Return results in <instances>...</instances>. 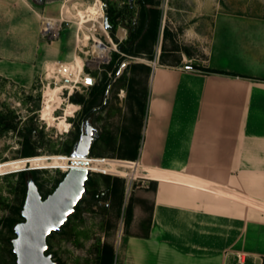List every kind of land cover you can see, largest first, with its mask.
I'll return each instance as SVG.
<instances>
[{
  "label": "rangeland",
  "instance_id": "1",
  "mask_svg": "<svg viewBox=\"0 0 264 264\" xmlns=\"http://www.w3.org/2000/svg\"><path fill=\"white\" fill-rule=\"evenodd\" d=\"M94 1L71 0L65 3L66 6L64 4V11L68 8L73 14V3H80V7L87 9ZM99 1L104 16L107 15L108 9L113 11L115 16L119 13L115 36L120 42L126 40L129 36V27L140 24L139 1ZM159 8L162 13L161 29L159 39L152 47L155 54L153 59H149L146 50L143 49L142 55L129 56L124 60L119 58L113 64V53L120 51L111 31L105 27L108 33L97 31L96 37L105 43L108 50L105 58L96 65L93 62L96 58L92 53L95 40L91 32L88 30L83 32L82 29L78 31V24L72 20L63 24V29L73 24L74 31L80 32L78 43L79 39L84 37L83 44L79 43L81 47L76 46L78 54L76 64L79 69L92 77L95 83L106 86L105 93L99 97L94 106L101 108L87 119L97 128L99 136L112 132L114 139L108 141L101 138L97 141L94 153L91 154L92 172L89 177L95 184H87L86 195L78 204L75 213L70 216L60 232H55L48 238L49 253L54 254L59 264H98L101 248L106 242L112 244L116 251L120 237L125 235V209L129 203L130 193L134 194V197L127 230L131 233L146 234L152 226L149 219L156 192L149 188L143 189L142 186L145 181L155 180L135 174L140 152L138 158L132 160L135 162L122 158L121 155L127 151L124 140L126 130L141 133L140 149L142 147L144 130L149 119V102L153 95L152 74L155 68L163 65L160 54L164 48L166 52L163 53L162 59L168 63L164 65H169L171 68V64L180 61L182 54L185 53L194 59L192 58L190 63L181 65L183 70L199 73L204 72L201 68L213 70L215 56H227L229 62L234 64V55L238 52L237 45H264V0H160ZM164 27L169 30L166 36L163 33ZM122 29L126 31L124 37L120 35ZM206 58L212 59V62H205ZM253 60L255 61V58L250 65H253ZM124 62L147 63L151 66L150 74L142 68L133 70L127 67L128 64L122 68ZM261 63L258 66L263 68L264 63ZM111 64H113L112 68ZM239 65L241 68L248 66L241 63ZM205 73L211 72L205 71ZM121 76L126 80L135 77L138 80L135 84L136 88L145 91L142 95L147 100L145 115L132 114L130 110L132 98L127 83L118 82ZM83 77L86 76L82 75L81 79ZM86 82L87 80H80L71 74L63 75L60 67L48 70L46 75H43L42 79H39L28 91L0 78V264L16 263L12 240L16 237L15 225L24 220L22 209L28 181L35 180L45 198L55 190L64 177V172L69 170V154L80 138L83 120L90 111L87 110L89 108L87 101L85 104H77L70 97L78 92L89 100L91 85H86ZM107 92L108 98L105 99ZM245 110H251V107H246ZM252 116V113H244L245 120ZM141 120L142 128H138ZM7 123L11 124L10 128L6 127ZM26 137L31 138V148L33 147L38 154L36 158L38 169L47 170H39L36 173L26 171L23 178L22 173L13 172L19 171V158L24 157L23 142ZM194 157L196 158L193 156V159ZM190 158L188 155L178 154L153 155L149 165L165 169L184 168L189 166L187 164ZM245 160L246 167L255 166L252 155H246ZM26 163L23 164V169L27 166ZM31 166H35L34 162ZM171 171L174 173L171 176L177 179H181L177 175L180 174L197 180L227 183L231 190L264 203V170ZM102 174L125 179L126 188L122 206L118 198L108 191L114 182L111 180L108 182ZM156 182L160 183L157 180ZM170 183H167L168 186H187L178 182ZM188 188L196 190L199 197H203V204L212 201L214 208H223L227 204L225 210L228 212L224 213L228 214V218L224 216L223 221L227 222L228 229L236 231L237 214L239 213V217L242 214L245 253L249 255L234 252L230 253L229 260L233 264H242L244 261L254 264L255 257L250 252L264 245V209L230 197L216 195L203 188L192 186ZM216 257L214 256V261H217Z\"/></svg>",
  "mask_w": 264,
  "mask_h": 264
},
{
  "label": "crops",
  "instance_id": "2",
  "mask_svg": "<svg viewBox=\"0 0 264 264\" xmlns=\"http://www.w3.org/2000/svg\"><path fill=\"white\" fill-rule=\"evenodd\" d=\"M69 1L0 0V78L28 91L46 75L51 64L76 63L79 32L74 31L73 24L64 28L56 40L44 38L40 32V20L59 17L62 8L64 14ZM236 47L234 64L227 56L214 57L212 69L218 72L184 71L181 65L193 58L185 53L171 68L164 65L168 64L165 61L155 68L149 119L135 170L136 175L160 182L155 193L152 226L148 237L136 233L121 236L114 264H233L230 253H245L242 214L240 217L237 214L236 231L228 229L223 221L224 216L228 218L227 204L223 208H214L212 201L203 204V197L188 186L257 208L264 209V203L231 190L227 183L180 174L177 175L181 179L171 176L174 174L171 170L181 169L264 170V66H258L264 63V45ZM165 52L166 49L161 54ZM253 58L255 61L250 65ZM204 61L212 62V59ZM240 63L248 66L241 68ZM229 71L238 75L219 73ZM246 107L251 110L246 111ZM246 112L252 113V118L245 120ZM168 154L190 156L189 166L165 169L149 165L153 155ZM246 155L253 156L255 166H245ZM170 182L187 186H168ZM148 183L145 181L143 187L147 188ZM250 254L255 257L254 264H262L264 245Z\"/></svg>",
  "mask_w": 264,
  "mask_h": 264
},
{
  "label": "trees",
  "instance_id": "3",
  "mask_svg": "<svg viewBox=\"0 0 264 264\" xmlns=\"http://www.w3.org/2000/svg\"><path fill=\"white\" fill-rule=\"evenodd\" d=\"M140 5H141V15H140V24L138 25H131L129 27V36L126 40L124 41H118V39L115 36V30L118 25V20L117 17L119 16V13H116V16L113 15V11L110 9L107 10V15L109 18L110 24L113 26V29L111 30L112 37L116 40L119 48V52H114L113 53V64L116 62L117 59L120 58V60H124L129 56H140L142 55V50H146L147 56L149 59H153L155 57L154 50L152 47L157 43L159 39V32L161 29V18H162V13H161V8H159L160 5V0H138ZM169 33V30H167V27L164 28V35L166 36ZM165 51V48H164ZM123 55V56H122ZM163 53L161 54V60L162 59ZM163 63V62H162ZM111 64V68L112 65ZM127 67L132 68L133 70H137L139 68H142L146 70L147 74H150L151 71V66L147 63H142V62H134L128 64ZM202 71L206 72H218L215 70L211 69H205L201 68ZM227 75H232L236 76L238 74L233 73V72H219ZM243 76V75H239ZM126 82L127 87L130 93V96L132 98L131 104H130V110L134 116H137V114L145 115L147 111V100L145 97L142 95L145 93V91H140L138 88H136L135 84L138 82V80L135 77H132L130 79H127L124 76H121L118 82ZM106 90V86L102 85L101 83H95L94 85L91 86L90 88V97L89 100H87L86 96L83 94H79L76 92L71 98L73 102H76L77 104H85V102H88L89 108L87 110H92L93 107L95 106L96 102L98 101L99 97H101ZM5 120V119H4ZM139 127L142 128V120L138 123ZM6 127L10 128L11 124L7 123ZM108 137L106 138V136ZM105 139L108 141H113L114 139V134L112 132H107V134L102 135L100 134L99 138L96 139L92 146L91 154L94 153L93 150L95 149V145L98 140L100 139ZM124 140L126 141V146H127V151L124 152L121 157L125 159H130L129 161L135 162L132 160H136L139 156L140 152V141H141V133L138 132H131L127 131L125 132V138ZM31 138L26 137L24 139L23 145H24V150H23V155L24 157L19 158L20 159V167L19 171L23 169V164L26 162H34V167H37V162L36 158L37 155L36 151L31 148ZM97 155V154H96ZM31 163H27V166H29ZM31 173H36L37 171H30ZM22 176L24 178L26 172H21ZM106 180L109 182L110 180L114 183H112V187L108 189V191L114 196L117 197L120 203V206H122L123 201H124V195H125V179L117 176H111L109 174H102ZM87 184H95L93 180L89 178V180L86 183ZM143 189H153L154 192H156L157 188V182L156 181H151L148 187H143ZM133 197L134 194H129V203L125 209V215H126V220H125V234H131L130 231L127 230V226L130 224V213L132 211V204H133ZM155 199V196H154ZM143 201V200H141ZM153 206H154V200H153V205L151 207V214H150V219L149 222L151 224L152 221V213H153ZM77 209V207H76ZM121 208L119 209L120 213ZM150 228V227H149ZM151 229V228H150ZM150 229L148 233L146 234H138L141 236H146L148 237L150 234ZM114 259H115V248L112 244L106 242L103 244L100 252V258H99V263L98 264H114ZM262 264H264V257L262 258Z\"/></svg>",
  "mask_w": 264,
  "mask_h": 264
},
{
  "label": "water",
  "instance_id": "4",
  "mask_svg": "<svg viewBox=\"0 0 264 264\" xmlns=\"http://www.w3.org/2000/svg\"><path fill=\"white\" fill-rule=\"evenodd\" d=\"M105 27L109 31L113 26L105 16ZM122 64V68L127 66ZM155 70H153L154 74ZM152 74V75H153ZM94 79L88 78L86 85H94ZM108 98V92L105 99ZM106 101V100H105ZM100 107L93 108V112ZM99 137L97 128L89 119L83 120L81 135L74 144L70 156L90 157L94 142ZM90 177L87 167L73 166L64 174L55 190L47 197H43L38 184L30 179L22 209L23 221L14 227L16 237L12 240L13 251L16 254L15 264H59L54 254L49 253L48 238L55 232H60L68 222L78 204L84 199Z\"/></svg>",
  "mask_w": 264,
  "mask_h": 264
},
{
  "label": "bare ground",
  "instance_id": "5",
  "mask_svg": "<svg viewBox=\"0 0 264 264\" xmlns=\"http://www.w3.org/2000/svg\"><path fill=\"white\" fill-rule=\"evenodd\" d=\"M73 4H74L73 5L74 13L73 14L70 13L71 10L70 9L68 10V8H66V11H64V14H63V8H62V14L63 15L61 16V19L66 18L67 20H72L73 22L77 23L78 24V28H77L78 31L80 29H82L83 32H87L86 30L91 32L90 34L93 36V38L95 40V45L92 49V53H93L94 57L96 58V60H93V62H95V64L97 65L98 62L100 60H102V58H105L107 50H108V47L105 44H102L101 43L102 41L96 37L97 31H103V32L108 33L107 30L105 29V25H104L105 16H104V12L102 11V9L100 7V1L95 0L92 3V6L87 8V9L80 7L79 6L80 3L75 2ZM84 29H85V31H84ZM125 34H126V31L122 29L120 31L121 37H124ZM83 41H84V37H81L79 39L80 45L83 44ZM79 43L77 40V47H81L79 45ZM55 67H60L63 75L66 73L71 74V75L76 76L78 79L84 80V81L88 80V78H91L88 74H85L81 69H79V67L77 66L76 63H72V64L71 63L70 64L58 63L57 65L55 64V66L53 64H51L49 66V70H52ZM58 73H59V71H58ZM82 75H84L86 77L85 78L83 77L81 79ZM50 76H52V75L50 74ZM69 159H70V166L68 168L69 170L73 166L87 167V168H89V170L91 169V165H92L91 156L90 157H76V156L72 157V156H70Z\"/></svg>",
  "mask_w": 264,
  "mask_h": 264
},
{
  "label": "built area",
  "instance_id": "6",
  "mask_svg": "<svg viewBox=\"0 0 264 264\" xmlns=\"http://www.w3.org/2000/svg\"><path fill=\"white\" fill-rule=\"evenodd\" d=\"M61 16H62V11L60 12V16L58 18L44 17L41 19L40 32L44 38H47L49 40H55V39L59 38L61 31L63 30V24H65L66 22L69 21L66 18L61 19ZM101 43L105 44L103 42H101ZM39 170H47V169L34 168L30 164L29 166L24 167L23 170L16 171L13 173H21V172H26V171H39ZM90 172H92V171H90ZM13 173H9V174H13ZM64 173H66V172H64ZM9 174H5V175H9ZM1 176H4V175H1Z\"/></svg>",
  "mask_w": 264,
  "mask_h": 264
},
{
  "label": "flooded vegetation",
  "instance_id": "7",
  "mask_svg": "<svg viewBox=\"0 0 264 264\" xmlns=\"http://www.w3.org/2000/svg\"><path fill=\"white\" fill-rule=\"evenodd\" d=\"M98 107H100L101 108V106H98ZM93 108H95V107H93ZM91 111V110H90ZM88 112L86 115H87V118H89V116H91L92 115V113H94V112H96V111H98V109H96V110H94L93 112ZM82 129V128H81Z\"/></svg>",
  "mask_w": 264,
  "mask_h": 264
}]
</instances>
